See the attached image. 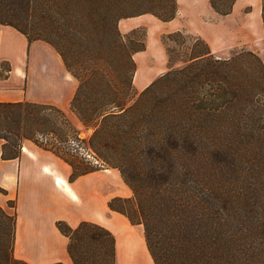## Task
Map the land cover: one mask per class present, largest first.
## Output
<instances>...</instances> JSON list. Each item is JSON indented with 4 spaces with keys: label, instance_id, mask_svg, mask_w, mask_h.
<instances>
[{
    "label": "trees",
    "instance_id": "16d2710c",
    "mask_svg": "<svg viewBox=\"0 0 264 264\" xmlns=\"http://www.w3.org/2000/svg\"><path fill=\"white\" fill-rule=\"evenodd\" d=\"M17 1L20 0H1L0 5L6 6V10L0 13V25L13 28L24 35L28 42L43 41L53 47L51 43L41 38H30V33L13 21L12 7ZM30 1L27 0V3ZM176 1L87 0V20L90 25H97L106 43L105 48L97 52V56L101 59L116 58L121 64L130 65V78L126 87L110 85V82L92 66L77 74L71 70L61 51L53 47L60 55L68 73L78 84L70 104V111H77L82 116L75 107L79 101L85 105L90 103L99 106L100 110L98 109L99 112L92 126L90 122L80 118L85 128L93 129L91 142L96 151L98 148L96 145L114 151L129 148L132 154L143 151L139 134L156 126L152 128L149 121H140V118L152 113L149 100L153 88L167 81L179 90L186 89L187 85L190 87L196 84L204 91L202 98L195 103L190 99L187 102L179 99L184 102L175 110L178 114L182 113V118L180 117L178 121L180 125L182 120L188 119L194 105H197L195 108L199 112L198 115L204 121L199 127L202 133H214L217 129L216 118L225 116L227 112L250 108L254 114L252 136L264 143V65L251 52L241 50L229 58L218 59L199 38L191 40L190 36L182 31L164 35L161 38L164 46L166 41L170 43L181 41L177 48L165 47L170 65L169 71L136 97L132 86L135 72L132 57L145 50V34L142 36L143 39L139 40L138 46L128 52L117 29L118 21L127 16L116 13L130 7L134 8L131 11H137L134 12L136 16L151 15L160 22L167 23L176 16ZM229 1L231 6L225 12L219 11L217 0H210V6L218 15L226 16L231 13L234 4V0ZM73 13L74 11L68 12L70 18ZM261 20L264 31V0H261ZM136 32L139 30L132 31V34ZM186 41L192 42L190 47L183 46ZM176 61L183 66L174 70L172 64ZM169 108L171 107L159 112L164 118L166 113V120L172 118L173 110ZM15 109L19 112L13 113L12 110ZM36 110L56 111L67 124V133L60 138L61 142L72 141L69 140L77 131L62 111L52 106L29 103L0 104V114L8 121L16 118L18 122L23 120L34 124L41 123L42 120L34 113ZM126 120L129 123L123 128L121 123ZM229 126L225 127L228 129ZM0 138L5 141L1 145L2 159L16 158L20 150L15 154H6L7 139ZM148 145L150 153H154V161L162 166V172L148 173L147 177L155 181L154 183L160 181L156 184V190L160 192L162 198L156 202L145 200L144 196H148V190H151V187L143 186L141 183L142 180L148 179L146 173L141 171L137 174V178L136 176L129 178L120 171L124 184L131 190L134 198L133 200L113 199L109 203V208L124 215L131 225L142 226L145 242L154 264H264V220L263 223L254 225L236 217V211L242 205V201L245 202L246 196L243 194L244 189L234 187L236 183L230 182L226 178L228 173H224L228 164L251 156L254 152V144L248 150L223 157V160L217 155L199 152L201 149L199 142L181 143L172 137H159L150 140ZM35 146L50 151L67 162L73 169L74 177L96 170L84 169L76 165L54 146L43 147L38 144ZM188 148L191 149L190 152L186 151ZM227 158L230 161L227 162ZM100 159L110 164L106 158L100 156ZM0 214L9 220L8 215L1 208ZM57 227L69 239L68 253L73 264L79 263L72 249L73 236L79 237L84 245L79 255L81 264H114V239L106 230L87 223L81 224L75 230L69 229L62 223ZM253 231L256 232V243L252 248L249 241ZM2 252L4 253L0 251V254Z\"/></svg>",
    "mask_w": 264,
    "mask_h": 264
},
{
    "label": "rangeland",
    "instance_id": "374dc122",
    "mask_svg": "<svg viewBox=\"0 0 264 264\" xmlns=\"http://www.w3.org/2000/svg\"><path fill=\"white\" fill-rule=\"evenodd\" d=\"M230 6L229 0H217V8L220 12L227 11ZM87 7V0H31L29 3H27V0H20L12 7V14L14 16L13 21L30 33V38H41L51 43L54 48L57 47L64 58H66L71 70H74L77 74L84 72L92 66L105 77L106 81L110 82V85L115 84L117 87H126L130 78V65H123L116 58L105 57V59H101L97 56V52L103 50L106 43L97 25L92 26L87 20ZM259 8L261 10L260 0H243L240 11L235 14L233 19H225L226 21L220 23L213 31L212 49H210L209 44L202 37L186 30L202 27L196 15H184L178 18L173 25L164 24L153 16L147 15L155 23L153 26L154 41L152 43V51L154 55H161L163 52L166 61V68L153 82L169 71L168 67L170 65H168L165 47L177 48L181 41L178 42L176 40L177 42L175 43L166 41L164 46L161 38L164 35L176 32L169 31L177 26L180 27L177 31L184 32L190 36L191 40L192 38H199L204 41L215 58L226 59L232 54L244 50L256 55L264 65V34L258 35L257 31L258 22L261 24V21L254 14L246 17V13L252 9L256 11ZM133 9L129 7L124 11L116 13V15L125 14L124 16H127L118 21L117 29L128 52H131L138 46L139 40L143 39V34L146 36V27L144 26H139L130 31H124L125 29L119 28L120 22H127L139 17L134 13L137 11H131ZM5 10L6 6L0 5V13L2 14ZM70 11H74L71 18L68 15ZM207 21L210 20H205L206 23ZM134 30H139V32L132 34ZM191 44V41H186L183 46L186 48L190 47ZM162 48H164V51ZM182 66L180 62L176 61L172 64V69L175 70ZM185 88L183 90L174 88L170 85L169 81L159 83L153 88V93L149 100L150 107L153 109L152 113L140 118V121L147 120L151 123L152 128L154 125L156 127L147 129L139 134L141 135L139 137H141L140 142L143 144L141 147L143 151L134 154L130 152L129 148H121L118 151H114L108 147L96 145L98 146L97 151L93 149L91 142L93 129L92 127L85 128L80 118H84L92 126L95 123L94 118L100 109L98 105H90V103L85 105L81 101L77 102L75 107L81 112L82 116L77 111H71L66 115L68 121L77 131L69 140L73 142H61L60 138L67 133V124L54 110H36L34 113L42 120L41 123L39 122L40 124L24 122L23 120L18 122L16 118L8 121L0 114V137L7 139L6 154L17 153L22 144L26 143L38 144L43 147L54 146L58 151L72 159L76 165L82 166L84 169H113L119 174L120 171L124 172L129 178L133 176L137 178V174L141 171L146 173V178H148V173L162 172V166L159 162L154 161V153H150L149 151L148 144L150 140L155 138L172 137L181 143L183 141L186 143L199 142L201 146L199 152L217 155L222 157V160L225 156L229 157L230 155L248 150L254 144V152L251 156L228 164L225 167L224 173H228L226 178L230 182L236 183L234 187L244 189L243 194L246 196L245 202L242 201V205L236 211V217L243 221L251 222L254 225L263 223L264 143L252 136L253 131L251 126L254 114L250 108H240L239 111L227 112L225 116L216 118L217 129L214 133H202L199 127L203 125L204 121L198 115L199 112L195 108L197 105H194L188 119L182 120V124L180 125L178 121L180 117L182 118V113L178 114L175 110L179 105H183L184 102L179 101V99H183L185 102L190 99L195 103L202 98L204 93L203 89L196 84L190 87L187 85ZM141 92L134 89L136 97ZM168 107H171L169 109L173 110V113L172 118L166 120V113L164 118L159 112L167 110ZM12 112L17 113L19 110L15 109ZM123 123H121L122 127L128 125L129 121L126 120ZM226 125H230L228 129L225 127ZM232 126L233 128H230ZM152 135L155 136L152 137ZM4 143L5 141L0 138V145ZM186 151L190 152L191 149L188 148ZM99 155L106 158L110 164L102 162ZM228 161L230 159L227 158ZM154 182L149 178L141 181L143 186L151 187V190H148L149 195L144 196L147 202H156L162 198L160 192L156 190V184L160 181ZM251 190L254 191L252 192ZM133 198L134 196L131 192L129 199L133 200ZM10 207L13 208V206ZM119 207L122 206L119 205ZM126 207L128 208L127 205ZM11 208H8L7 213L5 212L9 220H6L0 214V251H4V253L0 254V264H23L22 262H16L12 257L13 215ZM255 234L256 232L253 231L251 241H249L252 248L256 243ZM72 240V249L77 256L78 264H81L82 261L79 255L84 249V245L80 242L79 237L73 236Z\"/></svg>",
    "mask_w": 264,
    "mask_h": 264
},
{
    "label": "crops",
    "instance_id": "0c3cea01",
    "mask_svg": "<svg viewBox=\"0 0 264 264\" xmlns=\"http://www.w3.org/2000/svg\"><path fill=\"white\" fill-rule=\"evenodd\" d=\"M242 2L234 0L231 13L220 16L211 8L210 0H177L175 18L164 24L173 25L184 15H196L202 27L186 30L202 37L212 49L213 31L225 19H233ZM251 14L261 21L258 35L264 34L260 8L252 9L246 17ZM154 25L147 15L119 23L124 31L146 27L145 50L132 57L135 64L132 84L138 92L166 68L164 53L154 55L152 51ZM77 87L52 46L43 41L28 42L13 28L0 25V104L52 106L67 115ZM1 153L0 145V208L6 212L13 206L12 257L16 261L73 264L68 253L69 239L57 226L62 223L75 230L87 223L113 237L114 264H154L142 226L131 225L124 215L109 208L111 200L129 199L131 195L117 171L96 169L74 177L67 162L32 143L22 144L14 159H2Z\"/></svg>",
    "mask_w": 264,
    "mask_h": 264
}]
</instances>
